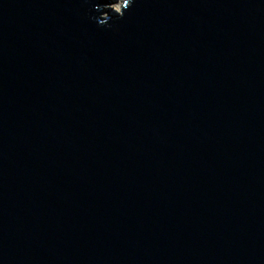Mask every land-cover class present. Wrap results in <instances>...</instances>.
Listing matches in <instances>:
<instances>
[{
	"label": "water",
	"instance_id": "1",
	"mask_svg": "<svg viewBox=\"0 0 264 264\" xmlns=\"http://www.w3.org/2000/svg\"><path fill=\"white\" fill-rule=\"evenodd\" d=\"M0 0V264H264V0Z\"/></svg>",
	"mask_w": 264,
	"mask_h": 264
},
{
	"label": "clouds",
	"instance_id": "2",
	"mask_svg": "<svg viewBox=\"0 0 264 264\" xmlns=\"http://www.w3.org/2000/svg\"><path fill=\"white\" fill-rule=\"evenodd\" d=\"M135 0H108L107 3L97 4L94 6V11L102 13L99 17H90L98 22V26L104 28H111L109 23L113 16L123 19L125 13L130 11Z\"/></svg>",
	"mask_w": 264,
	"mask_h": 264
}]
</instances>
